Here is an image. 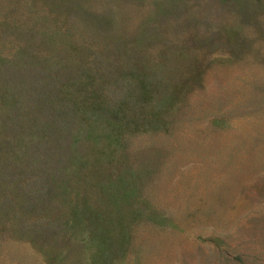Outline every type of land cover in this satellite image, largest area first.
I'll list each match as a JSON object with an SVG mask.
<instances>
[{"label": "rangeland", "instance_id": "rangeland-1", "mask_svg": "<svg viewBox=\"0 0 264 264\" xmlns=\"http://www.w3.org/2000/svg\"><path fill=\"white\" fill-rule=\"evenodd\" d=\"M29 55L61 77L111 66L123 85L138 66L170 98L144 103L125 162L81 138L85 162L44 190L56 235L4 236L0 264H264V0H0V64ZM157 113L168 124L143 130Z\"/></svg>", "mask_w": 264, "mask_h": 264}, {"label": "trees", "instance_id": "trees-1", "mask_svg": "<svg viewBox=\"0 0 264 264\" xmlns=\"http://www.w3.org/2000/svg\"><path fill=\"white\" fill-rule=\"evenodd\" d=\"M28 46L27 52L34 54ZM91 54L93 59L88 61L101 62L95 51ZM29 56L28 64H0V239L18 234L42 240L56 235L48 213L51 204L49 198H44V190H50L48 179L52 180L58 171L67 172L75 163L77 166L85 162L81 138L119 145V152L112 148L103 158L125 162L128 136L138 126H145L138 118L145 109L144 103L154 100L163 104L170 98L167 84H154L150 71L146 73L138 66L130 67L129 80L123 85L111 66L85 65L76 74L61 77L68 72L61 71L66 65H60L58 73L45 71L38 65V58ZM22 57L23 54L18 55V59ZM32 59L35 64L29 65ZM20 72L27 75L21 78ZM81 97L87 102L84 108ZM128 99H133V103L128 104ZM172 105L166 107L167 111L173 109ZM79 109L83 115L76 114ZM158 115V121L143 130H158L157 126L168 124L164 116ZM104 127L108 132L102 130ZM100 159L96 154L92 156L86 175L96 176ZM254 175L264 181V167ZM215 204L216 199H212L204 208ZM262 208L263 211L264 202ZM246 260L239 257L227 264H250Z\"/></svg>", "mask_w": 264, "mask_h": 264}]
</instances>
